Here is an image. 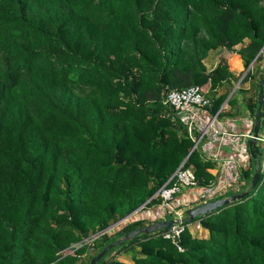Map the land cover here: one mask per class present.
Masks as SVG:
<instances>
[{
    "label": "trees",
    "instance_id": "16d2710c",
    "mask_svg": "<svg viewBox=\"0 0 264 264\" xmlns=\"http://www.w3.org/2000/svg\"><path fill=\"white\" fill-rule=\"evenodd\" d=\"M218 47L241 55L244 74L223 56L207 68ZM261 48L264 0H0V264H89L161 218L158 190L182 163L196 186L213 185L214 161L197 146L187 156L194 141L163 97L209 83L216 112L239 80L253 116ZM254 163L226 194L249 186ZM181 225L182 249L166 227L95 264H264V165L247 195ZM134 246L133 262L117 257Z\"/></svg>",
    "mask_w": 264,
    "mask_h": 264
},
{
    "label": "built area",
    "instance_id": "2783aa9c",
    "mask_svg": "<svg viewBox=\"0 0 264 264\" xmlns=\"http://www.w3.org/2000/svg\"><path fill=\"white\" fill-rule=\"evenodd\" d=\"M163 102L171 108L173 117L178 118L184 124L187 134L194 141V147H200L205 158L213 160L215 164L220 163L221 158L218 157V152L213 155L210 153V150H219L223 144L230 145L238 154L243 152L249 156V151L246 150L247 146L245 147V145H247V140L251 138L253 133L254 115L252 116L249 113L251 118L248 123L249 127L246 130L236 131L233 129L231 121L228 118L219 116L218 113L221 108L216 112L209 110L211 99L207 95V91L199 84L167 90L163 97ZM259 142L264 148V132L261 130L258 134V144ZM247 164L249 165V163ZM247 164H245V168L248 167ZM182 165L183 163L173 173L171 177L173 181L168 185H162L158 190L159 196L162 199L159 207L165 210L172 206V203L175 202L177 195L182 192L183 188L196 186V177L192 167H183ZM245 168L238 170L236 177L225 186L217 184L220 175L222 176V174H217V181L213 185L201 188L206 189L205 194L210 195L212 199L227 196L226 192L228 190L239 188L241 184V171ZM236 184H238V187L233 188ZM176 207H179V205ZM161 217H163V212H161ZM181 222L173 223L163 233L165 237L171 238L179 249H182L179 243L180 233L183 229ZM196 227H200V225L196 223Z\"/></svg>",
    "mask_w": 264,
    "mask_h": 264
},
{
    "label": "crops",
    "instance_id": "0c3cea01",
    "mask_svg": "<svg viewBox=\"0 0 264 264\" xmlns=\"http://www.w3.org/2000/svg\"><path fill=\"white\" fill-rule=\"evenodd\" d=\"M246 42H247V39H245L243 42H240V44L244 45ZM237 47L238 46L236 44L234 48H237ZM218 48H219L218 51L220 52L219 55L223 56L226 59L229 69L235 74L241 73L244 68L241 55L238 52L233 51V50H228L225 47H218ZM262 51H264V48ZM209 53H210V50L208 54ZM216 55H217L216 60L211 58L213 65H211V67L207 66L208 69L214 67L217 64V59L219 55L218 54ZM206 58H209V56H207ZM231 62L234 63L235 68L231 66ZM251 64H253V61ZM263 65H264V59L262 62V66ZM231 82L233 83V86L231 87L229 92L232 93L231 97H235L237 101H235L234 104L233 103L231 104L225 101L226 99L223 101V109L226 111H229L230 113L229 115L222 116V117L228 118L231 121V125L233 129H235L236 131H244L249 127L248 123L250 121L251 116L246 106L244 105L243 94L240 91H238L239 80L235 81L234 79H232ZM247 84L242 85V87H245V86L247 87ZM262 132H264V127L262 129ZM246 144L247 145H245V147L247 146L246 150L249 151V156L247 154H244L243 152L239 154L236 153V151H234L233 148L227 144H223L222 146H220L219 150H216V149H211L212 151L210 150V153L213 155H215V153L218 152V157H220L221 162H223V163L220 162L218 164H215L214 162L213 166L209 167V171L211 173L215 175L222 174V176L220 175V178L217 182L218 185H222V186L227 185L229 182H231L236 177L238 170H241V168H245V164L249 163V160L251 157L250 149H249V139L247 140ZM259 145L261 146L260 142H259ZM260 149L263 152L261 156L262 158L261 166H263V163H264L263 149L264 148L261 146ZM240 183L243 184L244 181L241 180ZM241 184L239 185V187L241 186ZM237 187H238V184H236L233 188H237ZM205 193H206V189L204 188H200L198 186L187 187L185 191L182 190V192L177 195V198L175 199L176 202L174 203H177L183 209H186L196 204H199L203 201H206L209 199L211 200L212 199L211 196L206 195ZM124 261H127V260H124ZM127 262H130V260H128Z\"/></svg>",
    "mask_w": 264,
    "mask_h": 264
},
{
    "label": "water",
    "instance_id": "95a60500",
    "mask_svg": "<svg viewBox=\"0 0 264 264\" xmlns=\"http://www.w3.org/2000/svg\"><path fill=\"white\" fill-rule=\"evenodd\" d=\"M262 48L260 49V51ZM259 51V52H260ZM258 52V53H259ZM258 53L255 55L254 59L258 55ZM251 65V64H250ZM250 67V66H249ZM264 126V65L262 66V73L261 78L258 82V93H257V106L254 112V121H253V133L251 138L249 139V149L250 154L252 158L254 159V170L250 177V183L249 186L241 190L239 192L227 195V196H220L213 198L211 200L203 201L199 204H196L194 206H191L184 210V214L187 217H170V218H162L155 220L153 222L147 223L145 225L139 226L137 228H134L128 232H126L121 238L110 242L108 245L104 246L102 249H100L95 255H93L90 258L89 264H95L105 253L106 251L113 245L121 243L123 240H131L133 237H135L138 234H148L152 233L154 231L160 230L162 228H166L171 226L173 223L184 221V219H194L198 215H204L210 211L216 210L222 205H225L231 201H234L238 198L243 197L244 195H247L250 190L257 184V182L260 179L261 176V156L262 151L260 149V145L258 144V134L261 128ZM194 145L191 146L187 156L192 151ZM186 156V157H187ZM132 214V213H131ZM130 214L126 215L125 217L121 218L117 222H120L121 220L127 218ZM115 222L114 224H116ZM112 224V225H114ZM111 225V226H112Z\"/></svg>",
    "mask_w": 264,
    "mask_h": 264
},
{
    "label": "rangeland",
    "instance_id": "374dc122",
    "mask_svg": "<svg viewBox=\"0 0 264 264\" xmlns=\"http://www.w3.org/2000/svg\"><path fill=\"white\" fill-rule=\"evenodd\" d=\"M242 45L243 44H240V43H237V48L236 49H239L240 47H242ZM219 48L217 49V48H214V49H211L210 50V53L207 55V56H209V58H205V64H206V66H208V67H211V65H213L212 64V61H211V58H213V59H215L216 60V54H218L219 55ZM218 52V53H217ZM222 56L221 55H219V57H218V59H217V62L220 60V58H221ZM233 62H235V61H233ZM252 63V62H251ZM250 63V64H251ZM231 66L233 67V68H235V66H234V63H232L231 62ZM250 66V65H249ZM209 69H211V68H209ZM246 69L247 68H243V70H242V73L244 74V72L246 71ZM250 69H253V64H251V66H250ZM236 81V80H235ZM236 83V82H235ZM202 87H203V89L204 90H206L207 92H209L210 90H209V83H205V84H202L201 85ZM225 89H226V86L225 85H219V86H217L216 87V89H214V92L216 93V94H220V93H222V92H224L225 91ZM258 92V91H257ZM232 95V93L231 92H229V94H228V97H226L224 100L225 101H227L228 100V98L230 97ZM223 100V101H224ZM223 107V103L221 104V108ZM264 127V126H263ZM263 127L261 128V131H262V129H263ZM201 188V187H200ZM187 189V187L186 188H183V191H185ZM239 192V191H238ZM236 193V192H235ZM233 194V193H232ZM176 202V201H175ZM178 204L177 203H172V206L168 209L167 208V210H165V209H163V208H161V207H159L160 209H159V211H162L163 212V217H161L160 219H162V218H167L166 216H168V215H172V217H174V218H178V217H184L185 216V214H184V210H183V208L180 206V207H176ZM187 209V208H186ZM183 210V212H181ZM158 211V209L156 210V212ZM148 211H139L138 213H134V215L137 217V216H143V215H145V216H149L150 215V213L148 214ZM180 214V215H179ZM155 217V214H153L152 215V217ZM150 217H148L147 218V220H150L149 219ZM126 220H128V218L127 219H125L124 221H122V222H119V224L120 223H123V222H126ZM191 232L192 233H194V234H198L199 236H206L207 234H208V231L206 230V229H204L203 227H196V223H192L191 225ZM116 228V227H115ZM139 246L137 247V246H134V249H132V250H130V251H128V252H122V253H120V254H118L117 255V257L119 258V259H122V260H130V262H133V257H132V254L134 253V252H138L139 251ZM114 250L115 249H113L112 251H110V253H109V255L111 254V253H113L114 252Z\"/></svg>",
    "mask_w": 264,
    "mask_h": 264
}]
</instances>
